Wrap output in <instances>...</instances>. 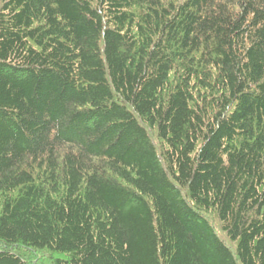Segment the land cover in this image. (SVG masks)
<instances>
[{
  "label": "trees",
  "instance_id": "obj_1",
  "mask_svg": "<svg viewBox=\"0 0 264 264\" xmlns=\"http://www.w3.org/2000/svg\"><path fill=\"white\" fill-rule=\"evenodd\" d=\"M46 260L264 264V0H0V264Z\"/></svg>",
  "mask_w": 264,
  "mask_h": 264
},
{
  "label": "rangeland",
  "instance_id": "obj_2",
  "mask_svg": "<svg viewBox=\"0 0 264 264\" xmlns=\"http://www.w3.org/2000/svg\"><path fill=\"white\" fill-rule=\"evenodd\" d=\"M31 254H32V253H30V252H26V256H27V257H30V258H31V256H32ZM33 255H35V256H36V255L42 256V255L39 254V253H33ZM46 261H47V264H51V262H50L49 260H46Z\"/></svg>",
  "mask_w": 264,
  "mask_h": 264
}]
</instances>
